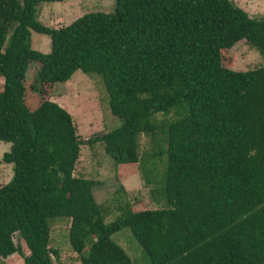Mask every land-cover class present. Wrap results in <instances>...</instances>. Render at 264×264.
Masks as SVG:
<instances>
[{
    "label": "trees",
    "instance_id": "trees-1",
    "mask_svg": "<svg viewBox=\"0 0 264 264\" xmlns=\"http://www.w3.org/2000/svg\"><path fill=\"white\" fill-rule=\"evenodd\" d=\"M63 0H0V142L13 176L0 187V259L56 264L51 223L70 221L80 264H132L112 235L128 228L149 264H264V67L234 71L223 53L245 40L264 53V19L230 0H115L68 25L41 24L38 7ZM31 31L50 50L31 48ZM42 84L80 71L100 77L121 125L86 141L55 102L25 103L31 63ZM162 124L166 208L106 223L94 181L74 176L82 145L102 144L116 165L136 164L140 135ZM18 234L24 255L14 242Z\"/></svg>",
    "mask_w": 264,
    "mask_h": 264
},
{
    "label": "rangeland",
    "instance_id": "rangeland-1",
    "mask_svg": "<svg viewBox=\"0 0 264 264\" xmlns=\"http://www.w3.org/2000/svg\"><path fill=\"white\" fill-rule=\"evenodd\" d=\"M241 8L249 18L264 19V0H230ZM115 0H63L44 3L38 7V21L50 28H59L90 12L105 14L114 11ZM31 48L48 53L50 38L31 31ZM223 64L234 71H247L264 67V53L245 40L237 42L223 53ZM40 65L31 63L27 69L24 88L25 103L35 109L42 101L57 103L71 116L80 140L86 141L96 135L105 134L118 128L121 122L114 117L108 107V97L100 77L76 71L66 83L42 84L39 78ZM0 77V90L2 88ZM176 118V112L155 114L157 126L155 136L140 135L138 138L139 161L136 164L116 165L105 154L102 144L82 145L75 165L74 176L94 181L92 189L97 204L100 205L105 222L109 223L123 217L126 213L142 210H156L167 207L163 191L165 148L162 124ZM11 144L0 142V187L7 184L13 176V164L2 161L4 153L10 151ZM70 221L55 219L51 223V249L58 253L56 264H80L78 254L68 242ZM111 239L130 257L132 264H149L140 245L128 228L113 234ZM14 242L19 244L24 255L28 250L18 234ZM0 264H23L22 256L14 254L0 259Z\"/></svg>",
    "mask_w": 264,
    "mask_h": 264
}]
</instances>
